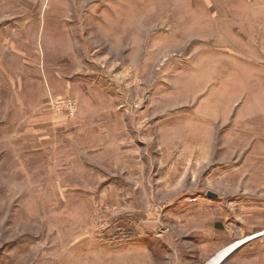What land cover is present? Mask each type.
<instances>
[{"label": "rangeland", "instance_id": "374dc122", "mask_svg": "<svg viewBox=\"0 0 264 264\" xmlns=\"http://www.w3.org/2000/svg\"><path fill=\"white\" fill-rule=\"evenodd\" d=\"M262 231L264 0H0V264H206Z\"/></svg>", "mask_w": 264, "mask_h": 264}, {"label": "bare ground", "instance_id": "6f19581e", "mask_svg": "<svg viewBox=\"0 0 264 264\" xmlns=\"http://www.w3.org/2000/svg\"><path fill=\"white\" fill-rule=\"evenodd\" d=\"M261 234H264V231L256 233L252 236H248L245 237L243 239L234 241L233 243L223 247L222 249H220L219 251H217L207 262L206 264H222L223 261L225 260V258L228 256V254H232L235 249L238 246H240L241 243L245 242L246 240L250 239V238H254L257 237Z\"/></svg>", "mask_w": 264, "mask_h": 264}, {"label": "water", "instance_id": "95a60500", "mask_svg": "<svg viewBox=\"0 0 264 264\" xmlns=\"http://www.w3.org/2000/svg\"><path fill=\"white\" fill-rule=\"evenodd\" d=\"M207 196H208V197H212V198H214V197H215V194H213L212 192H207ZM254 238H255V237H254ZM250 239H252V238H250ZM250 239H248V240H250ZM248 240H246L245 242H247ZM245 242L241 243L240 246H242ZM240 246H238L237 248H234L235 251H236V249H238ZM229 255H231V254H228V256H229ZM228 256H227V257H228ZM227 257H226V258H227Z\"/></svg>", "mask_w": 264, "mask_h": 264}]
</instances>
